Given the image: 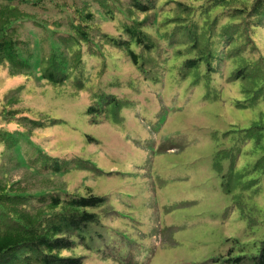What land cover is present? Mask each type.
I'll use <instances>...</instances> for the list:
<instances>
[{"label":"rangeland","instance_id":"obj_1","mask_svg":"<svg viewBox=\"0 0 264 264\" xmlns=\"http://www.w3.org/2000/svg\"><path fill=\"white\" fill-rule=\"evenodd\" d=\"M93 6L95 21L109 23ZM115 7L126 15L121 5ZM54 16L52 8L37 15ZM22 28L36 64L54 40L29 23ZM112 33L122 31L115 27ZM259 46L264 51V40ZM174 50L168 45L157 80L139 79L133 88L118 82L117 93L128 102L116 118L110 114L100 123L88 122L86 103L71 99L69 89L58 93L36 77L19 87L21 76L0 69V111L5 97L32 118H57L39 132L21 119L10 120L49 154L79 159L69 163L77 167L59 174L40 173L27 165L23 148L29 145L22 134L16 149L0 155V179L36 194H84L88 188L119 214L104 221L120 233L112 242L124 260L78 246L72 253L85 256L82 264H230L229 258L257 254L264 240V101H246L250 95L240 91V83L226 80L229 62L222 57L213 80L180 79L174 62L181 57ZM125 64L110 60L108 68L117 66L116 80L126 74L135 83L136 67ZM105 83L97 80L95 87Z\"/></svg>","mask_w":264,"mask_h":264},{"label":"trees","instance_id":"obj_2","mask_svg":"<svg viewBox=\"0 0 264 264\" xmlns=\"http://www.w3.org/2000/svg\"><path fill=\"white\" fill-rule=\"evenodd\" d=\"M93 5L109 23L95 21L98 12ZM115 5H121L126 15ZM43 8H52L55 16L38 18ZM24 23L54 40L36 64L30 40L21 37ZM115 27L122 31L117 37L112 33ZM261 40L264 0H0V69L11 77L21 76L19 87L36 77L58 93L69 89L71 99L86 103L89 123H100L110 114L116 118L128 102L125 94L122 98L117 93L118 82L121 88H133L139 79L157 80L168 45L181 57V62H174L180 79L194 75L193 84L199 76L213 80L218 60L224 58L229 62L226 80L240 83V91L250 95L246 101H264ZM110 60L133 63L136 82L126 74L116 80L117 66L108 68ZM104 79L102 89L95 87L97 80ZM3 99L0 155L16 149L24 134L29 168L56 175L78 166L69 165L78 158L49 154L32 133L25 135L22 124L11 121L21 119L39 132L57 123V118H32L8 103L11 98ZM114 214L118 213L111 210L107 198L88 188L84 194L62 190L36 194L0 179V264H82L85 256L72 253L78 246L103 257L116 256L112 240L120 233L104 221L115 218ZM228 260L230 264H264V240L257 254Z\"/></svg>","mask_w":264,"mask_h":264},{"label":"clouds","instance_id":"obj_3","mask_svg":"<svg viewBox=\"0 0 264 264\" xmlns=\"http://www.w3.org/2000/svg\"><path fill=\"white\" fill-rule=\"evenodd\" d=\"M116 255H119V254L116 253ZM119 256H120L121 258L123 257V256H121V255H119Z\"/></svg>","mask_w":264,"mask_h":264}]
</instances>
